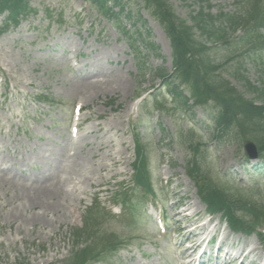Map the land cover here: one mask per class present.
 <instances>
[{
	"label": "rangeland",
	"instance_id": "374dc122",
	"mask_svg": "<svg viewBox=\"0 0 264 264\" xmlns=\"http://www.w3.org/2000/svg\"><path fill=\"white\" fill-rule=\"evenodd\" d=\"M209 1L215 4L214 13L219 8L241 9L237 5L241 0ZM170 3L182 19L189 20L198 10L195 0ZM30 4L34 12L0 34V264H73L71 252L86 243L82 236L76 246L73 232L84 225L87 210L100 202L111 214L121 216L115 193L123 185L132 186L136 135L146 146L158 201L148 200L139 208L143 219L135 223L125 219L124 213L120 218H97L106 238L121 234L125 242L110 257L87 264H180L184 248L179 245L187 232H179L175 214L195 203L199 213L206 210L187 173L193 150L180 136L187 133L186 128L194 133V141L204 138L198 157L201 180L240 192L236 197L240 203L242 195L251 193L264 203V158H246L238 138L221 142L212 138L209 108L183 106L155 74L159 68L172 71L171 44L165 26L146 10L142 0H123L119 5L124 16L132 15L122 21L124 26L143 31L136 43H143L139 47L142 60L134 55L115 18L99 13L89 0H31ZM3 20L0 16V28ZM210 46L215 63L234 58L224 64L223 74L239 90L243 84L232 75L238 66L250 82L264 84V55L240 46ZM87 72H97L111 83L84 101ZM118 81L123 85H115ZM137 92L146 98V105L141 106ZM158 93L164 109L155 108ZM39 95L56 103L39 102ZM77 104L82 110L73 135ZM72 154L76 155L73 159ZM85 175L91 182L84 180ZM63 180H67L68 200L49 214L45 224L24 223L22 218L41 212L38 204L27 202L37 197L39 186ZM160 209L164 229L157 223ZM215 219L226 224L221 215ZM185 224L184 220L180 225ZM231 240L235 245L251 246L258 237L232 234ZM258 249L264 257L260 243Z\"/></svg>",
	"mask_w": 264,
	"mask_h": 264
},
{
	"label": "trees",
	"instance_id": "16d2710c",
	"mask_svg": "<svg viewBox=\"0 0 264 264\" xmlns=\"http://www.w3.org/2000/svg\"><path fill=\"white\" fill-rule=\"evenodd\" d=\"M31 0H0V16L5 15L0 34L11 27L18 26L34 10L30 6ZM98 10L110 18H115L116 23H121V15L114 10L122 0H89ZM145 7L155 15L165 26L169 35L174 69L173 72H162L157 70L155 74L160 76L164 83L173 86L177 93L184 98V104L192 98L195 104L207 105L211 99L214 101L215 123L217 125L216 137L227 139L238 137L241 139L251 138L259 144V149L264 152V88L259 89L250 84L247 79L242 78L238 73L235 77L247 81V92L249 89L256 95L253 98L246 97V91L240 92L229 80L221 76V64L214 62L209 56L210 47L205 42L208 40L214 43L226 45H239L247 51H255L258 54L264 53V0H243L238 2L242 7L240 13L234 14L225 12L222 9L214 14L213 4L208 0H196L199 9L191 14L189 21L175 15L170 0H143ZM121 12V10H120ZM128 40L135 45L138 42L136 36L124 29ZM241 33V35H238ZM142 37L141 33L137 34ZM206 37V38H204ZM134 51L141 56L139 48ZM140 52V53H139ZM145 65H142L144 68ZM220 78V79H218ZM242 78V79H241ZM184 83L190 92L187 98L178 92L177 85L173 82ZM217 81V82H216ZM220 81V82H218ZM179 87V85H178ZM38 99L47 103H54L49 96H38ZM262 105H257L256 100ZM137 160L135 167V187L138 192L149 193L151 190V177L147 173L148 160L143 153L142 146L137 145ZM198 149H200L198 147ZM198 152V150H197ZM194 166V163H191ZM188 171L193 174V167ZM200 184V183H199ZM140 187V188H139ZM200 193L211 210H225L231 225L239 230L251 231L254 226L264 223V207L254 203L252 200L242 204L247 212L245 218L239 217V208L235 206L232 199V192L222 186L207 183L200 184ZM117 199L124 203L131 213V223L137 218L134 214V206L144 205V197L133 199L129 191L117 196ZM96 208V207H95ZM90 208L84 217V226L73 232L77 239L85 236L86 243L82 247H76L71 253L73 264H86L94 259L106 257L125 242L123 235H113L106 238L99 229L97 218L105 217V212ZM238 208V209H237ZM240 213V212H239ZM81 241H77L79 246ZM107 243L109 247L103 246Z\"/></svg>",
	"mask_w": 264,
	"mask_h": 264
},
{
	"label": "bare ground",
	"instance_id": "6f19581e",
	"mask_svg": "<svg viewBox=\"0 0 264 264\" xmlns=\"http://www.w3.org/2000/svg\"><path fill=\"white\" fill-rule=\"evenodd\" d=\"M111 83L110 79H101V74L99 73H93V72H87L86 78L83 80V90H82V99L81 100H92L96 96L100 94V92L109 86ZM115 85L122 86L123 82L118 81ZM72 159L76 156L69 155ZM68 157L69 160L71 158ZM68 160V161H69ZM84 180L90 181L91 178L89 176L85 175ZM73 180V178H70V182ZM67 180H63V183L61 181H55L51 183H43L39 186V188H42L39 190L37 197H34L32 199H28L27 202L28 205L35 206L38 204L39 207H41L40 214H33L30 217L22 218L24 223H27L30 225L31 223H37L40 222L41 224H45L49 220V214L55 213L58 211L59 206L63 201H67L69 198V194L67 190L65 189V184ZM199 210L200 207L197 203L193 205H189L187 209H184L180 212H177L175 215L178 218V228L180 231H186L188 234L185 236V241L182 243V248H184V245L187 242L192 243L191 246L185 247L184 252L182 255L183 261H181V264H196L197 258L193 257L194 253L202 247L203 242L200 240L201 237L206 234V231L210 227L209 222H202L199 224L200 221H202V216H199ZM189 211L187 215L183 216L184 212ZM13 215V213H12ZM198 216L196 219L195 217ZM187 221V224L180 225L182 221ZM227 240V241H226ZM224 240L226 244H228V238ZM234 245L232 242L230 246ZM233 247V246H232ZM244 246L240 247L237 250V258L233 260V257L229 252L223 253V257L230 260L228 264H234L238 263L237 261L243 258L246 260L250 256H253L249 264H260L259 259L261 257L260 252L258 251V247L256 245L252 246L250 251L245 254ZM224 251V250H223ZM227 264V263H226ZM241 264H245L241 262Z\"/></svg>",
	"mask_w": 264,
	"mask_h": 264
},
{
	"label": "water",
	"instance_id": "95a60500",
	"mask_svg": "<svg viewBox=\"0 0 264 264\" xmlns=\"http://www.w3.org/2000/svg\"><path fill=\"white\" fill-rule=\"evenodd\" d=\"M246 149H247V151H248V153H249V155L251 156V157H255L256 156V146L252 143V142H248L247 144H246Z\"/></svg>",
	"mask_w": 264,
	"mask_h": 264
}]
</instances>
